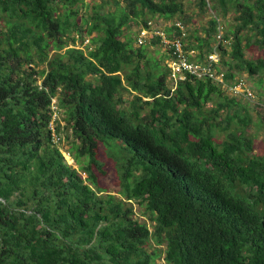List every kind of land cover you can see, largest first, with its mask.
I'll return each instance as SVG.
<instances>
[{
  "label": "trees",
  "instance_id": "obj_1",
  "mask_svg": "<svg viewBox=\"0 0 264 264\" xmlns=\"http://www.w3.org/2000/svg\"><path fill=\"white\" fill-rule=\"evenodd\" d=\"M212 1L236 24L212 15L199 35L182 0H110L86 15L84 0H0V264H264V153L252 100L229 91L249 83L243 72L264 83V54L246 55L264 52V0ZM156 15L179 16L164 31L190 62L216 50L224 83L187 72L174 87L168 62L137 43ZM86 38L87 51L69 47ZM100 154L121 196L102 184Z\"/></svg>",
  "mask_w": 264,
  "mask_h": 264
},
{
  "label": "rangeland",
  "instance_id": "obj_2",
  "mask_svg": "<svg viewBox=\"0 0 264 264\" xmlns=\"http://www.w3.org/2000/svg\"><path fill=\"white\" fill-rule=\"evenodd\" d=\"M110 0H84V4L82 5V13L83 15H86L90 10H92L93 6L95 3H105L107 7H114L112 6V3H108ZM184 2V18L185 22L188 24V29H189V34L193 33H198L199 35L204 34V28L208 24L209 19L211 18L212 15L218 16L221 24L224 26L222 27V30H227L229 26H234L236 24V20L234 19V14L233 11H231L228 16L224 17L221 12H218L211 8V5L213 4V1L210 0L208 6V9L206 13H202L199 9L198 1L199 0H182ZM112 2V1H111ZM150 19L152 22V25L159 27L161 30H164L167 26H171L176 19H180L179 16H175L172 18H166L164 16L156 15L155 17H151ZM141 25L139 24H133L131 27L128 29L132 33V36L136 37L137 32ZM221 34V32H219ZM193 41L195 40L194 38L192 39ZM88 43V38H86L85 41H82V39L78 40L75 45H70L69 47L75 46L77 48L83 49L85 51L88 50L86 44ZM135 47H138L136 44V41L134 40L133 42ZM137 45V46H136ZM164 47H161V45L153 44L151 40L147 41L145 49L146 53L151 59V62L153 63L155 60H160L161 62H168V60L172 61L171 58H166L164 54H166V51L163 49ZM65 50V49H64ZM63 50V51H64ZM230 50V49H229ZM194 53V52H193ZM264 52L260 49H258L256 46H251L246 49V55L248 58L252 59H257L258 57L262 56ZM165 57V58H164ZM227 57H229L227 55ZM155 58V59H152ZM131 68V67H130ZM127 71V69H126ZM125 71L121 72V74L124 76ZM240 76H244L247 78L249 83L253 86L255 92H256V99L254 101L250 102V112L252 115V118L254 120V123L249 127L251 133L255 136V151L259 154L264 153V83H261L262 76L261 75H249L247 72H243L239 74ZM172 84L174 87L177 86L178 81L175 80L172 76ZM259 84H261L259 86ZM130 92H127L125 94V103L126 105L129 103L128 97L131 98ZM67 129H66V131ZM65 132L63 135L65 136ZM71 133V131H70ZM220 138H224L225 134L224 132H220L218 134ZM62 147L64 146L65 148L69 147V142L68 140H64L63 144L61 145ZM64 148V150H66ZM66 155V159L69 163L74 164V158L71 156L68 151H64ZM99 158L102 157V159L105 161V173H100V179L101 182L104 186H107V192L108 193H113L115 195L121 196V194L118 193L120 191V185L118 184V175L114 166V162L112 158L104 157L100 154L98 156ZM77 167V165H75ZM125 200V198L123 197ZM134 209L137 214V217H139L142 220H145L150 227H152V222L149 219L148 215H145L143 213L144 207L140 206L138 203H135L133 201ZM158 245L155 244L154 242L151 243L149 246V249H153L157 247ZM161 249H164L165 244L160 245ZM158 264H166L164 254L160 256L157 259Z\"/></svg>",
  "mask_w": 264,
  "mask_h": 264
},
{
  "label": "built area",
  "instance_id": "obj_3",
  "mask_svg": "<svg viewBox=\"0 0 264 264\" xmlns=\"http://www.w3.org/2000/svg\"><path fill=\"white\" fill-rule=\"evenodd\" d=\"M177 24L183 28L181 22ZM153 35L161 36L162 42L165 45L166 49L174 47L172 52V61L168 60L169 66L172 68V76L174 81L182 80L186 78V73L190 72L196 74L197 76L208 75L217 83H224L225 81V71H218L215 68V63L219 62L220 55L216 50H213L209 53L208 59L203 64H196L190 62L189 58L184 55L183 42L181 38L169 39L164 30H161L159 27L152 25V22L149 21L146 27H143L140 31L139 38L137 43L143 44L145 41H148ZM220 37V36H219ZM229 91L235 95H241L249 100L254 101L257 97L255 92L251 89L249 83L245 79H238L237 83L233 86H229ZM55 108V106H53ZM58 117V112L56 111L53 116V121L51 122L52 129L54 128L53 122ZM57 135L55 134V137ZM59 140V137H56Z\"/></svg>",
  "mask_w": 264,
  "mask_h": 264
},
{
  "label": "clouds",
  "instance_id": "obj_4",
  "mask_svg": "<svg viewBox=\"0 0 264 264\" xmlns=\"http://www.w3.org/2000/svg\"><path fill=\"white\" fill-rule=\"evenodd\" d=\"M209 55V54H208Z\"/></svg>",
  "mask_w": 264,
  "mask_h": 264
}]
</instances>
